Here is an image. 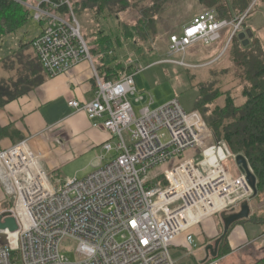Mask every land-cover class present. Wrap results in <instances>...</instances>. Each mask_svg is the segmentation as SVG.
I'll use <instances>...</instances> for the list:
<instances>
[{"label": "built area", "instance_id": "1", "mask_svg": "<svg viewBox=\"0 0 264 264\" xmlns=\"http://www.w3.org/2000/svg\"><path fill=\"white\" fill-rule=\"evenodd\" d=\"M64 2L70 7L65 14L57 12L59 4L31 6L43 23L32 49L50 78L89 63L95 98L68 104L110 136L101 145L96 169L82 179L67 178L60 191L35 144L38 135L0 150V179L14 197L10 210L19 225L17 246L8 240L0 247V264H13L14 250L21 251L20 264H176L170 248L179 236L186 237L192 252L199 246L192 228L224 211H238L243 201H251L253 190L245 174H235L236 155L226 139L214 135L199 110L186 112L178 99L152 108L149 96L137 112L130 97L139 93V69L104 79L70 1ZM247 13L223 19L207 9L170 36V57L161 62L190 66L184 58L188 49L198 43L210 46L226 29L228 47ZM178 54L182 58L174 57ZM136 101L144 102V95ZM159 178L164 187L153 184ZM4 233L9 238L10 232ZM69 249L76 261L67 255ZM201 264H221V259Z\"/></svg>", "mask_w": 264, "mask_h": 264}, {"label": "rangeland", "instance_id": "2", "mask_svg": "<svg viewBox=\"0 0 264 264\" xmlns=\"http://www.w3.org/2000/svg\"><path fill=\"white\" fill-rule=\"evenodd\" d=\"M70 2V5L72 4L74 6L77 4L76 6H78L77 9L74 8L73 10L81 25L82 35L88 44L94 41L98 28L105 30L107 34H111L113 37L121 38V45L115 44V52L112 53L118 57L119 62H122L125 67H128L127 69L131 68L134 70L133 73H136V69H139V72L135 75V82L139 93L130 97L137 112L140 108L148 104L149 96H152L154 99L152 108L162 106L173 99H178L186 112H191L197 108V101L200 95L198 87L201 85L197 87L196 84L209 79L210 73L205 67L216 61L219 55L223 53L228 42L230 29L224 30L223 38L210 46L198 43L190 47L184 57L190 66H182L161 61L170 57V36L172 34H180L186 24L194 17L207 10L209 4L202 3L199 0H128L129 7L119 14V19L121 21H119L117 17L109 19L101 18L99 25L94 19L96 10L92 7L85 8L83 4L85 0H70ZM89 3L90 2H87V4ZM31 6L32 5L29 7ZM36 6L38 5H34V7ZM30 13V18L26 25L16 32V34L8 37V40L3 41V50L8 48L16 49L20 41L29 42L40 34L43 23L38 22L34 18V9H31ZM122 23L137 25L139 28L138 31L143 29L142 34L136 33V42H128L124 39ZM152 26L154 29L151 28ZM247 30L252 31L253 36H255L254 38L252 37L251 40H256L257 38L264 46V0L259 1L254 11L247 19L242 31ZM25 49L23 54L30 55L31 57L34 56V51L31 46H27ZM112 53L111 55H113ZM230 53L231 50L228 55ZM174 57L182 58V55L178 54ZM130 60H132V62ZM189 74H195V80H191ZM19 77L20 76H15V78L7 79L4 85L9 87L12 92L20 90L21 88L23 89L25 85H20L18 87L14 86V82L19 81ZM216 77V79L212 77V81L204 82V85H206L205 92L209 93L218 87H221V90L233 89L236 85L234 77L231 78L230 75L223 74V72H220ZM139 95H144V102L139 103L136 101ZM220 100V102H223L224 98L220 97ZM54 106H56L55 108L53 107L54 117H59V115L64 112L68 114L72 112V110L67 109V107H63V105L60 106V104H56ZM199 112L203 117V112L200 110ZM203 120L205 121L204 117ZM89 134L90 133L82 134L80 142L85 143L84 141ZM125 137L129 140L128 134H125ZM101 153L102 146L98 145L79 150V155L75 159L67 162L51 175L50 179L54 188L60 191L64 180L67 178L82 179L92 173L98 165V156ZM232 167L235 174H239L240 171L235 161L232 162ZM161 180L162 178H159L154 181L153 184L164 187L166 183ZM0 184L2 185L1 181ZM14 202V197L11 194L5 196L4 201L0 200V212H3L5 207L7 208L6 210H10V208L14 206ZM250 202L252 211L249 217L250 219L248 218L247 220L255 223H262L264 230V195L257 200L251 199ZM253 213H255V215L252 217ZM211 218L221 222V228L218 230V236H220L224 231V225L220 215ZM17 238L18 236L16 233H10L8 240L13 246H17ZM200 238L201 236H199V244L201 245L204 243V240ZM5 240L4 236L0 234V247L4 246ZM257 246L258 248L261 247V249H256ZM69 250L67 255L72 261H76L78 257L74 250ZM170 252L177 264H194L189 260L181 263L184 253L179 248L171 247ZM238 257H243V259H238L236 262L232 260V264H255L257 261L264 258V241H258L256 244H248L246 249L238 254ZM21 258V251L14 250L12 254L13 264H20ZM178 260H180V262H178ZM229 261H231L230 258L224 259L221 261V264H227Z\"/></svg>", "mask_w": 264, "mask_h": 264}, {"label": "trees", "instance_id": "3", "mask_svg": "<svg viewBox=\"0 0 264 264\" xmlns=\"http://www.w3.org/2000/svg\"><path fill=\"white\" fill-rule=\"evenodd\" d=\"M64 1L0 0V108L31 89L33 83L31 72L40 75L42 70L43 75L39 76L41 81L48 78L35 53L33 57L23 54L27 46L32 48L33 39L29 42L20 41L18 46L16 45V49L8 48L6 50L2 49L3 41L8 40V37L16 34L26 25L31 14L30 5L53 8L54 4H59L58 7L56 6L57 12L65 14L70 7ZM199 1L209 4L207 9H215L219 17L223 19L242 17L248 12L242 22L243 28L260 0H257L253 6L255 0ZM87 2L90 3L87 4ZM83 4L85 8L92 7L96 10L94 19L99 25L101 18L117 17L119 19L120 12L129 7L128 0H85ZM76 5L71 4V8L77 9ZM119 21L121 20L119 19ZM151 28L154 29L153 26ZM138 29L137 25L122 23L124 39L128 42H136V33H143V29L139 31ZM97 30L94 41L88 45L98 73L106 80H117L120 77V72L124 70L133 73L134 70L127 69L128 67L119 62L118 57L113 54L115 44L121 45V38L113 37L103 29L98 28ZM230 50L231 53L228 55ZM110 52H113V55ZM205 68L210 73V77L208 80L196 84L197 87L201 85L198 87L200 95L196 109L203 112L205 122L214 134L219 138L226 139L235 155L243 154L247 158L250 168L258 180V195L253 199H260L264 195V46L257 38L256 40L250 39V43L244 46L243 41L238 38V35H235L226 51ZM220 72L230 75L231 78L234 77L235 87L226 90H221V87H218L209 93L205 92L206 85L204 84L207 81H212V77L216 79ZM15 76L20 77L19 81L14 82V86H25L23 89L12 92L9 87L4 85V82L9 78H15ZM189 76L191 80L196 78L195 74H189ZM220 97L224 98L223 102H220ZM254 215L255 213L252 214V217ZM246 221L248 220L243 219L235 223L224 235L220 243L218 259L223 258L231 251L228 237L232 228L236 224ZM255 264H264V258Z\"/></svg>", "mask_w": 264, "mask_h": 264}, {"label": "crops", "instance_id": "4", "mask_svg": "<svg viewBox=\"0 0 264 264\" xmlns=\"http://www.w3.org/2000/svg\"><path fill=\"white\" fill-rule=\"evenodd\" d=\"M31 75L33 81L31 89L0 108V150L27 136L38 135L35 144L45 154L46 168L53 174L67 162L75 159L79 155V150L95 145L101 146L109 138L110 132L93 128L84 112H78L68 104L72 99L88 102L96 96L95 81L88 62L79 64L68 73L49 77L45 81L39 78L43 75L42 70L40 75L34 72H31ZM56 104L63 105L72 112L69 114L64 112L59 117H54ZM84 133L90 134L85 143H81V135ZM0 181L2 183L0 200L4 201L5 196L10 194L1 179ZM6 209L5 207L3 211ZM220 228L221 222L209 217L191 230L199 245L196 249L192 252L189 250L184 235L179 236L171 247L183 251L181 263L189 260L194 264H201L207 256L205 247L213 244L219 237ZM263 235L262 223L248 221L236 224L228 237L231 251L221 261L230 258L231 261L227 264H232V260L236 262L238 259H243V257L239 258L238 254L243 252L248 244H256L259 240L257 242L255 240ZM199 236L204 240L201 245ZM256 249L261 247L257 246Z\"/></svg>", "mask_w": 264, "mask_h": 264}, {"label": "water", "instance_id": "5", "mask_svg": "<svg viewBox=\"0 0 264 264\" xmlns=\"http://www.w3.org/2000/svg\"><path fill=\"white\" fill-rule=\"evenodd\" d=\"M256 1L257 0L253 2L252 6L255 4ZM252 37H253V32L250 30L241 31L238 33V38L243 41L244 46H247L250 43V39ZM235 163L239 168V171L246 175L247 181L253 190V195L251 199L255 198L258 195V187H257L258 180H257V176L250 168L247 158L243 154H238L235 157ZM251 211L252 209H251L250 200H245L242 202L240 209L238 211H232V212L224 211L220 214V218L224 225V231L215 240L213 244H208L205 247L207 256L202 261V263L207 262L210 258H217L219 256V247L221 241L224 238V235L229 232L230 228L235 223L243 219H248L251 216ZM18 229H19V225L17 219L15 218L11 210H5L0 213V232H2L1 235L4 236V238L6 239L4 245L8 242V236L4 232L8 231L10 233H15L18 231Z\"/></svg>", "mask_w": 264, "mask_h": 264}]
</instances>
